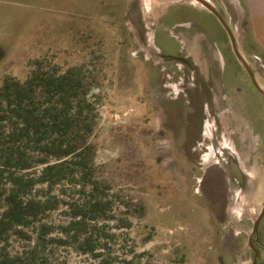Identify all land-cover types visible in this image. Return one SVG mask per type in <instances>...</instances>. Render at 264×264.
<instances>
[{"label": "rangeland", "instance_id": "rangeland-1", "mask_svg": "<svg viewBox=\"0 0 264 264\" xmlns=\"http://www.w3.org/2000/svg\"><path fill=\"white\" fill-rule=\"evenodd\" d=\"M211 2L228 19L264 90V14L249 15L238 0ZM182 5L200 4L0 0V85L5 76L25 79L30 63L41 58L62 69L82 67L93 83L89 98L97 103L94 174L109 185L99 193L108 218L90 221L79 242H60L69 204L84 199L67 184L65 194L60 187L51 191L67 204L22 233L13 230L0 243V259L251 264L249 237L264 203V96L221 24L207 19L202 28L190 22L169 28L191 66L156 53L154 29L164 28L169 7ZM5 208L0 202V212ZM83 239L99 258L79 248ZM261 251L264 258V246Z\"/></svg>", "mask_w": 264, "mask_h": 264}, {"label": "trees", "instance_id": "trees-1", "mask_svg": "<svg viewBox=\"0 0 264 264\" xmlns=\"http://www.w3.org/2000/svg\"><path fill=\"white\" fill-rule=\"evenodd\" d=\"M30 68L25 79L5 76L0 85V202L6 204L0 212V243L13 230L22 233L47 211L67 204L51 194L55 187L65 194L67 184L84 199L69 204L72 212L61 226L65 239L60 242H79L90 221L109 216L99 194L109 185L94 174L98 113L89 98L93 83L82 67L62 69L47 58ZM80 243L84 253L100 257L88 239ZM14 261L3 257L0 264Z\"/></svg>", "mask_w": 264, "mask_h": 264}, {"label": "crops", "instance_id": "crops-1", "mask_svg": "<svg viewBox=\"0 0 264 264\" xmlns=\"http://www.w3.org/2000/svg\"><path fill=\"white\" fill-rule=\"evenodd\" d=\"M239 3L240 6H242V4L244 5L248 14L251 16L255 14H264V0H243V2L238 0V5ZM196 6L198 7H193L191 5L173 6V7H169V9L166 10L160 22L162 24V27L164 28H159V27L155 28L152 35V39L153 42L155 43L157 50L158 49L160 50V48L157 45L159 43V38H167L170 36L175 40L179 41L178 36L174 35L171 31H169V28L173 29L174 27L180 26L186 22H190L192 23L193 26H199L200 28H202L201 26L203 24H199V25L196 24V22H198L199 20V17H203L206 21L208 19L217 27L220 26L219 21L211 12L201 7L200 5H196ZM199 7L202 9H199Z\"/></svg>", "mask_w": 264, "mask_h": 264}, {"label": "water", "instance_id": "water-1", "mask_svg": "<svg viewBox=\"0 0 264 264\" xmlns=\"http://www.w3.org/2000/svg\"><path fill=\"white\" fill-rule=\"evenodd\" d=\"M194 1L199 3L203 8L207 9L209 12H211L217 18V20L222 25V27L225 29V31L227 32V34H228V36L230 38V42H231V45H232V50H233L234 55L236 56V59L242 65V67L246 70V72L249 74V76L251 78V81L254 84V86L256 87V89L264 96V90L259 85L257 79L255 78L253 69L251 68V66L249 65V62L247 61V59L243 55V53H242V51L240 49L239 41L237 39L235 31L232 29L228 19L224 15V13L222 11H220L215 6V4L211 2V0H194ZM161 57L164 60H167V59L179 60V61H184L185 60L184 57L177 56V55H166V54H163V55H161ZM263 215H264V204H263V207H262V210H261L260 214L256 217V219L254 221L252 232H251L250 237H249V245L250 246L252 245L251 237L254 234H258L259 222H260V220H261ZM253 264H255V261H253Z\"/></svg>", "mask_w": 264, "mask_h": 264}, {"label": "flooded vegetation", "instance_id": "flooded-vegetation-1", "mask_svg": "<svg viewBox=\"0 0 264 264\" xmlns=\"http://www.w3.org/2000/svg\"><path fill=\"white\" fill-rule=\"evenodd\" d=\"M199 22V23H198ZM198 22H196L197 25L199 24H203L205 27L207 26V21L203 18V17H199V20ZM222 26V25H221ZM180 41L178 40H175L174 38L172 37H167V38H159V43L157 44L158 47L160 48V50L158 52H156L158 55H163V54H166L168 55L166 52L167 51H174L175 52V55L177 56H181V57H184V61H179V60H175V61H179V62H182L184 63L185 65L187 66H191L192 63H190V61L182 54V51H180V49H178V43ZM236 57V56H235ZM225 66L226 67H229V62L227 60V58H225ZM229 69V68H228ZM246 71V70H245ZM247 73V72H246ZM248 74V73H247ZM249 76V74H248ZM249 79L251 81V78L249 76ZM252 83V81H251ZM253 84V83H252ZM254 86V84H253ZM255 87V86H254ZM256 89V87H255ZM257 90V89H256ZM258 91V90H257ZM259 92V91H258ZM260 93V92H259ZM261 94V93H260ZM262 95V94H261ZM263 96V95H262ZM210 155H206V159H209L210 160ZM209 157V158H208ZM215 165H218L219 166V162ZM230 165L233 166V164L230 162ZM220 167V166H219ZM234 168V167H232ZM234 175H237L234 173V169H233V172H232ZM238 177V176H237ZM223 179L224 181L227 182V179H226V176L224 175L223 176ZM242 181V179H240V182ZM264 204V203H263ZM263 207V206H262ZM261 212V211H260ZM264 215L262 216L260 222H259V228H258V234H254L252 237H251V243L252 245L250 246L249 245V249L250 251L252 252V261H251V264H253V261H255V264H264V258L262 257V251L261 249L263 248L264 246ZM254 225V223H253ZM249 244V242H248Z\"/></svg>", "mask_w": 264, "mask_h": 264}, {"label": "bare ground", "instance_id": "bare-ground-1", "mask_svg": "<svg viewBox=\"0 0 264 264\" xmlns=\"http://www.w3.org/2000/svg\"><path fill=\"white\" fill-rule=\"evenodd\" d=\"M194 1V0H193ZM194 2H196V1H194ZM197 3V2H196Z\"/></svg>", "mask_w": 264, "mask_h": 264}]
</instances>
